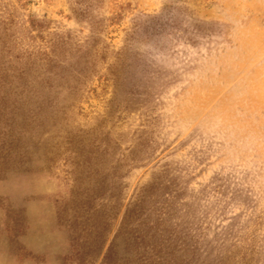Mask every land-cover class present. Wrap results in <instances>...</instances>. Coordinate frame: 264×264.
Wrapping results in <instances>:
<instances>
[{
  "label": "rangeland",
  "instance_id": "rangeland-1",
  "mask_svg": "<svg viewBox=\"0 0 264 264\" xmlns=\"http://www.w3.org/2000/svg\"><path fill=\"white\" fill-rule=\"evenodd\" d=\"M0 264H264V0H0Z\"/></svg>",
  "mask_w": 264,
  "mask_h": 264
}]
</instances>
